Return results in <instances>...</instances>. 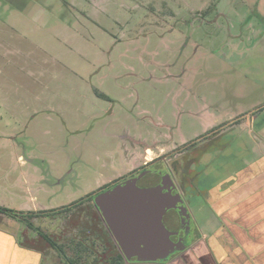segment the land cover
Returning <instances> with one entry per match:
<instances>
[{"label":"rangeland","instance_id":"1","mask_svg":"<svg viewBox=\"0 0 264 264\" xmlns=\"http://www.w3.org/2000/svg\"><path fill=\"white\" fill-rule=\"evenodd\" d=\"M256 11L264 0H0V208L65 207L128 172L146 147L151 159L252 113L264 140ZM234 128L227 175L257 158L249 131ZM64 178L78 183H53ZM89 205L72 217L0 213V232L58 264L35 229L66 243Z\"/></svg>","mask_w":264,"mask_h":264},{"label":"flooded vegetation","instance_id":"2","mask_svg":"<svg viewBox=\"0 0 264 264\" xmlns=\"http://www.w3.org/2000/svg\"><path fill=\"white\" fill-rule=\"evenodd\" d=\"M13 1L14 0H12V2ZM36 5L41 6L40 4ZM256 14L257 17L262 19L261 22L263 29L261 32L264 34V14H261L257 11ZM262 34H259V36ZM252 114L246 115L244 119H239L240 121H233L230 119L218 125H214L188 141L182 142L178 145L174 144V146H172V148H170L168 151H162L159 155L151 159H147V157L144 155L149 151L146 147L143 156H137L135 162L131 165V169L128 172L119 175L114 179H110L108 182L102 184L94 191L89 192L73 203L58 209L21 213L17 215V218L15 219H31V217L35 216L36 214L41 216L57 214L64 216L66 213L75 214L72 212L74 209L86 206V203L91 204L88 206V208L91 209L93 215L90 216V221L82 222L81 225L84 227V230L79 231L80 236L77 238H73L66 243L60 244L56 242V240H52L49 237L47 238L46 233L40 231L38 228L35 229V233L37 237H41L46 240L48 242L47 248L54 250L56 255H58V264H69L68 260L76 261L75 264H101V262H103L102 252L104 250L105 243L102 235L103 225L108 231L107 233L110 234V231L108 230L102 218L100 209H98V206L96 205V199L126 182H134L137 186L141 187L150 186L155 183H170L174 188L175 193L178 194V197L181 200V203L177 204V208L182 206L184 209H186L185 212L189 215V230L187 235L184 236L185 231L181 229L182 226L180 221L173 226H177L176 231H178L174 241L178 242L181 237L184 240L187 248L189 246V239L191 241L194 233L196 232L195 218L198 206H202V208L207 211V201L215 186H221L225 183H228L229 181L230 175H227V172L224 173L222 171L225 168L224 165H228L226 156H224V152L226 151L227 146H230L231 144V140L229 141L230 132L235 126L237 127L239 125H243L244 129H247L250 132H254L252 129V116L255 115V113L253 115ZM246 121H248V125H245ZM236 127L234 129H236ZM165 146L168 145L166 144ZM217 162H219L218 165H221L215 167ZM53 183H78V180L64 178L63 180H54ZM174 212H176L177 215L179 214L178 209H175ZM0 213L5 215L7 214L3 212ZM86 213L87 212H85L84 215H86ZM72 214H70L71 217L73 216ZM80 216H82V214H80ZM80 216L78 215L77 218H80ZM50 219L53 218L50 217ZM191 225L194 226V229H192ZM72 226L73 228L71 229H75L79 225L77 224L76 226ZM25 228L34 229L32 223L25 225ZM85 230L86 232L83 233ZM110 237L115 243L111 234ZM99 242L102 245L100 251L98 245ZM50 244L55 245V247H51ZM115 245L119 250L116 243ZM110 246L111 245H108V247ZM56 247L62 248L60 253H58ZM183 251L174 253L166 261L160 263L167 262L170 258L175 257ZM40 252L41 264V249ZM125 262L127 261L125 260Z\"/></svg>","mask_w":264,"mask_h":264},{"label":"crops","instance_id":"3","mask_svg":"<svg viewBox=\"0 0 264 264\" xmlns=\"http://www.w3.org/2000/svg\"><path fill=\"white\" fill-rule=\"evenodd\" d=\"M249 136L257 158L215 186L207 211L198 206L189 246L165 263L145 264H264V140L252 131ZM40 262L38 251L0 232V264Z\"/></svg>","mask_w":264,"mask_h":264},{"label":"water","instance_id":"4","mask_svg":"<svg viewBox=\"0 0 264 264\" xmlns=\"http://www.w3.org/2000/svg\"><path fill=\"white\" fill-rule=\"evenodd\" d=\"M95 202L127 262L160 263L185 250L181 237L174 241L178 231L173 226L180 221L187 235L189 215L182 206L177 208L181 200L170 183L141 187L126 182Z\"/></svg>","mask_w":264,"mask_h":264},{"label":"trees","instance_id":"5","mask_svg":"<svg viewBox=\"0 0 264 264\" xmlns=\"http://www.w3.org/2000/svg\"><path fill=\"white\" fill-rule=\"evenodd\" d=\"M0 212H3V213L8 212L9 215L13 216L14 218H17V215H19V214L13 213V212H9L5 209H0ZM107 232L108 231L106 230L105 226L103 225L102 235H103L105 243H104V250L102 252V261L103 262H101V264H123L125 262V259L123 258L120 251L117 249L115 243L113 242V240L110 237V234ZM50 245H51V247H55V245H53V244H50ZM108 245H111V246L108 247ZM61 249H62L61 247L60 248L56 247V250H58V253H60ZM68 263L69 264H75L76 261L68 260ZM63 264H67V263H63Z\"/></svg>","mask_w":264,"mask_h":264}]
</instances>
